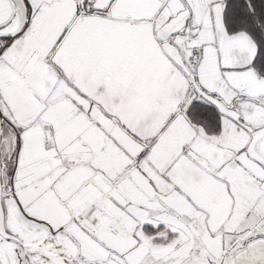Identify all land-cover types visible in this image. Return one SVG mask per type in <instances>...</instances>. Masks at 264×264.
Returning <instances> with one entry per match:
<instances>
[{
    "label": "snow or ice",
    "instance_id": "snow-or-ice-1",
    "mask_svg": "<svg viewBox=\"0 0 264 264\" xmlns=\"http://www.w3.org/2000/svg\"><path fill=\"white\" fill-rule=\"evenodd\" d=\"M0 264H264V0H0Z\"/></svg>",
    "mask_w": 264,
    "mask_h": 264
}]
</instances>
